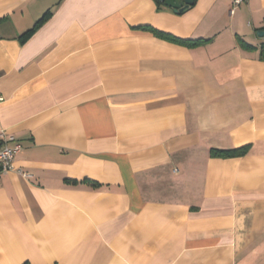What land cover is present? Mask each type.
<instances>
[{"label": "crops", "instance_id": "0c3cea01", "mask_svg": "<svg viewBox=\"0 0 264 264\" xmlns=\"http://www.w3.org/2000/svg\"><path fill=\"white\" fill-rule=\"evenodd\" d=\"M229 7L0 0V264H264V0Z\"/></svg>", "mask_w": 264, "mask_h": 264}, {"label": "built area", "instance_id": "2783aa9c", "mask_svg": "<svg viewBox=\"0 0 264 264\" xmlns=\"http://www.w3.org/2000/svg\"><path fill=\"white\" fill-rule=\"evenodd\" d=\"M244 1L246 0H230L229 13L232 14L235 8ZM20 149L21 145L13 135L0 132V176L15 169L14 159ZM21 173L28 176L26 172Z\"/></svg>", "mask_w": 264, "mask_h": 264}, {"label": "trees", "instance_id": "16d2710c", "mask_svg": "<svg viewBox=\"0 0 264 264\" xmlns=\"http://www.w3.org/2000/svg\"><path fill=\"white\" fill-rule=\"evenodd\" d=\"M155 2L157 4H160V2L156 1ZM47 13V12H46ZM46 13L39 19L42 20V18H44L46 16ZM149 29H152V28H149ZM262 29H264V18H263V26H262ZM156 34L160 35V36H163L167 39H170V40H174V41H177V42H180V43H184L186 45H196V44H199L200 42L202 41H205V40H201V39H194V40H190V39H179V38H176L174 36H171L170 34L168 33H163V32H159V31H156L154 29H152ZM240 43H243L242 40H240ZM259 57L260 59H263L264 60V41L260 44V49H259ZM247 149V146H241V147H238V148H231V149H216V148H211L210 149V155H213V156H221V157H231V156H239V155H242Z\"/></svg>", "mask_w": 264, "mask_h": 264}, {"label": "water", "instance_id": "95a60500", "mask_svg": "<svg viewBox=\"0 0 264 264\" xmlns=\"http://www.w3.org/2000/svg\"><path fill=\"white\" fill-rule=\"evenodd\" d=\"M164 5L171 7L174 12H183L194 0H156ZM257 36L264 37V29L257 30Z\"/></svg>", "mask_w": 264, "mask_h": 264}]
</instances>
